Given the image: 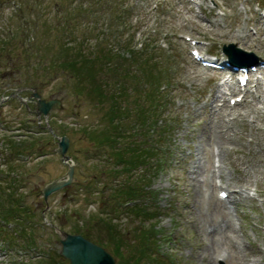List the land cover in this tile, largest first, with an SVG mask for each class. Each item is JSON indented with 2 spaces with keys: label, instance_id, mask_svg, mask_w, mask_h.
Wrapping results in <instances>:
<instances>
[{
  "label": "rangeland",
  "instance_id": "374dc122",
  "mask_svg": "<svg viewBox=\"0 0 264 264\" xmlns=\"http://www.w3.org/2000/svg\"><path fill=\"white\" fill-rule=\"evenodd\" d=\"M115 2L117 10L112 0H0V264H69L60 254L59 230L106 239V229L96 222L99 216L108 217L103 212L108 210L110 192L100 197L101 202L98 190L113 179L108 168L119 165L108 164L103 146L96 148L85 135L109 125L86 91H75L68 67L57 63L64 43L77 40L79 46L99 50L106 42L108 48L114 47L118 37L134 49L151 43L164 65L172 56L166 72L175 79L171 86L161 87L167 104L165 118L177 120L171 155L158 173L140 171L160 207L156 230L159 240L163 235L158 248L163 259L167 264H264V74H259L256 84H248L245 101L231 104L229 99L238 96L235 80L228 82L232 85L228 89L220 81L224 71L206 69L190 55L194 46L226 59L222 49L233 43L264 60V0ZM113 11L126 15L127 27L116 22L114 30L108 28ZM188 38L196 39V45ZM120 56L129 58V53L124 50ZM237 56L253 60L250 55ZM33 88L45 99H60L63 108L38 117ZM137 98L134 95L132 100ZM244 110L249 111L246 119L230 123L233 131L228 135L235 144L221 145L227 152L222 153L219 178L214 165L219 164L220 144L215 139L206 143L199 135L205 132L206 137L209 128L214 131L213 123L221 118L230 121ZM49 127L57 137L63 133L70 138L67 153L76 164L74 176L85 184L65 186L44 201L43 186L67 170ZM94 151L101 157L90 159ZM196 174L204 181L199 189L192 184ZM119 175V182L124 181L125 173ZM209 181L214 185L211 192ZM241 185H247L253 197L230 205V226L226 227L220 219L219 190ZM13 198L18 202L13 203ZM16 206L19 212L13 218L10 209ZM116 215H120L115 223L121 233L132 238L139 220L124 212ZM218 223L220 229L210 233V224ZM124 250L130 258V247ZM222 254L224 259L215 258ZM115 260L116 264H140L134 255L130 261Z\"/></svg>",
  "mask_w": 264,
  "mask_h": 264
},
{
  "label": "trees",
  "instance_id": "16d2710c",
  "mask_svg": "<svg viewBox=\"0 0 264 264\" xmlns=\"http://www.w3.org/2000/svg\"><path fill=\"white\" fill-rule=\"evenodd\" d=\"M115 1L112 0V3L117 10ZM85 7L87 13L91 14V9ZM112 13L113 20L107 24L110 30L117 27L116 22L127 27L126 15H120L119 12L116 15L114 11ZM72 42L61 45L57 64L68 67L71 79L76 82L75 91L80 93L85 90L89 100L94 102L95 106L99 105V109L105 113L102 119L104 123L107 121L109 125L107 129L92 130L85 136L96 148L100 149L103 146V150H106L109 156L108 164L119 165L108 168V174L113 179H110L102 190H98L100 194L98 201L101 202H104V199L100 197L110 192L106 198L108 210L103 212L108 217L103 219L97 215L99 217L96 222L103 224L106 229L107 241L102 238L93 239L84 231L77 233L108 249L115 257L130 261L134 255L136 263L145 264L151 261L167 264L168 261L163 259L158 249L163 237L161 233L159 240V231L156 230L160 207L155 196L149 194L147 187L150 183L146 185L142 182L146 177L145 174L141 175L140 171L149 169L153 173H158L167 165L168 157L171 155L170 142L177 120L165 118L163 108L167 104L162 97L161 87L171 86L175 79V76L166 72V69L171 67L169 58L172 56L169 55L164 65L162 64L164 59L157 57L158 48L151 43L144 47L140 44L139 49H134L132 44L121 37H118V43L114 47L108 48L109 43L106 42L99 46V50L94 47L85 48V45L79 46L77 40ZM124 50L129 53V58L120 56ZM134 95L138 96L136 100H132ZM91 156L90 159H94L100 154L95 155L94 151ZM121 172L125 173L126 178L130 176L134 180L128 181L125 178L119 182ZM17 202V199L13 198V203ZM17 210L19 206L10 209L13 218H15L13 213L19 212ZM115 212H124L129 217L133 216L139 220V226L134 229L132 238L121 233L119 225L115 223V219H119L120 215L115 216ZM147 222L150 225H146ZM2 227L0 226L1 230ZM125 246L131 249L130 258L128 254L125 256Z\"/></svg>",
  "mask_w": 264,
  "mask_h": 264
},
{
  "label": "water",
  "instance_id": "95a60500",
  "mask_svg": "<svg viewBox=\"0 0 264 264\" xmlns=\"http://www.w3.org/2000/svg\"><path fill=\"white\" fill-rule=\"evenodd\" d=\"M224 52L239 67L247 66L248 63L241 61L237 57V54L253 56V54L243 51L233 43L224 45ZM253 57L257 59L255 55ZM32 97L35 101V113L37 115L47 116L51 110L63 108L60 99L52 98L46 100L35 89L32 91ZM69 144L68 136L62 135L57 137L55 151L60 156V162L67 170L64 175L51 180L43 186L41 193L44 201H47L51 194L62 190L65 186L73 183L79 185L85 184L74 177L76 164L67 153ZM59 235V243L61 245L60 254L69 261V264H116L115 258L105 248L83 235L61 230H59Z\"/></svg>",
  "mask_w": 264,
  "mask_h": 264
},
{
  "label": "bare ground",
  "instance_id": "6f19581e",
  "mask_svg": "<svg viewBox=\"0 0 264 264\" xmlns=\"http://www.w3.org/2000/svg\"><path fill=\"white\" fill-rule=\"evenodd\" d=\"M228 83V79H225L223 84H227ZM219 100L222 101L221 105L224 106V100L222 99V96L219 97ZM249 115V111L248 110H244L243 112H237L235 116H233L232 118H230L231 120H223L222 118L219 120V121H216L214 124L215 128H214V131L209 128L208 130V133L206 134V137H205V132L206 131V128H203V134L201 133L199 135V138L203 141H205L207 143V141H211L212 139H215L216 141V145L217 144H220V148L218 150V152L216 153L218 156H220L219 158V164L217 165H214L216 168H217V171L215 172H218L219 173V176H223V170H222V165H221V161L225 158V154L222 155V153L224 152L223 148L221 147L222 143L224 142H227V143H234V137L228 135L229 131H233L231 130V121L232 120H235L237 118H240L241 120L243 119H246ZM209 123H207L205 126H208ZM251 125V124H250ZM252 126V125H251ZM227 152V151H225ZM224 152V153H225ZM222 158V160H221ZM211 180V179H210ZM193 182L192 184H194V186H196L197 189H199L201 187V183H203L204 181L200 179H198L197 177V174L193 177ZM209 188H210V192L211 190L213 189L214 185L212 183V181H209ZM248 186L247 185H241L239 188H236V189H221L219 190V192L221 191H228L230 196H231V200L232 201H227V200H223L221 198H218L219 202L221 203L220 207V219L221 221L223 222V224L227 227V226H230V209L231 207L229 206L230 203H233L235 201H241V200H245V199H250L253 197L252 194H250L247 190ZM199 191V190H198ZM201 192V191H200ZM255 192L259 195L260 191L258 190V188L256 189L255 188ZM220 226H222L221 223H218V224H210V227H209V232L210 233H214V231L217 229H220ZM216 230V231H217ZM215 258H221V259H224L225 256L222 254V255H217V257Z\"/></svg>",
  "mask_w": 264,
  "mask_h": 264
}]
</instances>
